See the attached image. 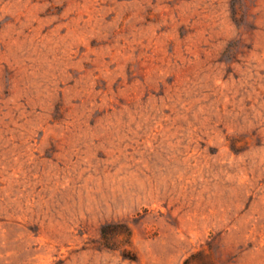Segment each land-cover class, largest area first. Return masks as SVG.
<instances>
[{
  "label": "rangeland",
  "instance_id": "1",
  "mask_svg": "<svg viewBox=\"0 0 264 264\" xmlns=\"http://www.w3.org/2000/svg\"><path fill=\"white\" fill-rule=\"evenodd\" d=\"M0 264H264V0H0Z\"/></svg>",
  "mask_w": 264,
  "mask_h": 264
}]
</instances>
